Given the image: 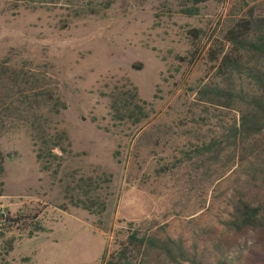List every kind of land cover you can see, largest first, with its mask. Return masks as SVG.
<instances>
[{"label": "rangeland", "instance_id": "rangeland-1", "mask_svg": "<svg viewBox=\"0 0 264 264\" xmlns=\"http://www.w3.org/2000/svg\"><path fill=\"white\" fill-rule=\"evenodd\" d=\"M90 1L111 6L99 16L72 19L63 3L30 11L10 9L0 1V59L11 54L17 61L50 67L48 75L66 104L52 121L70 142V154L52 175L39 170L25 128L0 132L5 156L0 211L12 217L38 214L41 228L34 232L25 220L19 230L6 232L5 238L14 239L13 250L5 254L0 243V264H103L129 224L139 226L147 219L209 253L222 243L218 255L255 264L249 254L264 233L233 234L223 226L226 182L200 190L183 184L185 166L169 175L157 171L182 162L180 153L195 142L190 112L196 105L194 92L215 80L208 48L223 41L244 4L250 8L264 0H209L194 17L180 12V0H145L141 6L137 0ZM64 23L66 29L61 28ZM191 30L202 32L196 41L188 34ZM126 81L146 104L148 118L138 125L111 116L109 96ZM241 83L250 90L247 81ZM101 172L111 177L103 192V214L64 200L67 176Z\"/></svg>", "mask_w": 264, "mask_h": 264}, {"label": "trees", "instance_id": "trees-1", "mask_svg": "<svg viewBox=\"0 0 264 264\" xmlns=\"http://www.w3.org/2000/svg\"><path fill=\"white\" fill-rule=\"evenodd\" d=\"M0 1L10 9L23 6L30 11L51 10L63 3L69 5L68 18L72 19L99 16L111 6L110 2L95 6L90 0ZM144 1L137 0L138 6ZM180 1V12L194 17L199 6L209 0ZM239 12L223 41L212 42L206 52L215 80H208L194 92L196 105L190 112L195 142H189L188 151L180 153L182 162L163 165L157 173L169 175L185 166L183 184L200 190L212 186L216 189L226 182L222 194L227 208L223 226L233 234L264 233V1L250 8L244 4ZM61 28L66 29V23ZM188 34L196 41L202 32L191 30ZM49 68L17 61L11 54L0 59V132L25 128L39 170L56 175L64 156L70 154V142L67 132L52 121L66 110V104L57 95ZM133 68L140 69L136 65ZM242 81L249 83V91L241 88ZM109 98L113 120L138 125L148 118L146 104L130 82L115 87ZM187 133L192 135L191 131ZM4 160L0 152V178ZM110 182L111 177L104 172L95 176L71 173L62 185L63 198L73 207L101 215L106 208L103 192ZM1 189L0 182V196ZM37 217L38 214L12 217L0 211V243L5 254L13 250L14 243L13 238L4 237L5 233L19 230L25 220L34 232L41 231ZM167 228L154 219L139 226L129 224L125 235L115 241L114 250L103 258V264H241L217 254L222 243L216 246V253H209L198 248L195 241L173 236ZM257 246L249 255L253 254L255 264H264V239Z\"/></svg>", "mask_w": 264, "mask_h": 264}]
</instances>
